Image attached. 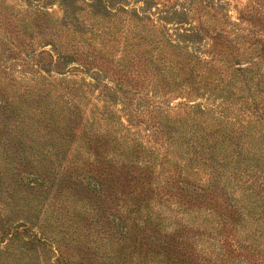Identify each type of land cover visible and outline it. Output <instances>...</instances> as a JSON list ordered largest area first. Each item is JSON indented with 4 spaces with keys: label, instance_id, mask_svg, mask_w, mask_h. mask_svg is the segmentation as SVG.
Masks as SVG:
<instances>
[{
    "label": "trees",
    "instance_id": "16d2710c",
    "mask_svg": "<svg viewBox=\"0 0 264 264\" xmlns=\"http://www.w3.org/2000/svg\"><path fill=\"white\" fill-rule=\"evenodd\" d=\"M133 16L130 14V18ZM129 20L123 28L128 41L130 37L138 38L141 45L155 43L152 49L161 52L156 32L134 23L141 22L137 16ZM97 30L100 36L112 34L110 28ZM136 42L130 41L131 48L138 45ZM152 49L149 57L136 55L129 62L136 77L152 76V92L162 96L166 88L167 93L176 91L186 80L194 85L195 93L222 101L215 108L218 116L213 123L198 122L195 116L202 112L193 109L185 118L170 119L165 114L169 129L163 131L158 123L147 133V144L153 139L163 140L159 147L148 148L136 139L128 142L111 136L110 131L94 132L88 122L72 120L68 112L82 106L84 96L79 93H84V82L69 86V81L63 79L68 88H73L67 94L61 92V83L45 79L43 85L38 83L22 91L0 90V140L6 138L0 155L4 153L6 160L15 159L10 155L15 148L12 153L20 158L16 173L13 168L9 176L3 171L2 179L15 176L18 191L25 194L28 204L34 197L40 205V198L50 192L58 198L50 202L52 217L47 213L37 228H31L35 213L29 205L19 225L2 228L3 234L13 231L8 245L21 241L36 258L38 248L48 249L59 257L54 264H106L109 256L114 260L118 257L120 264H184L189 251L200 254L208 264H238L236 260L244 252L243 262H249L247 259L253 255L256 264H264V123L259 114L263 101L253 96L245 98L238 107L242 116L230 121L224 114L230 105L225 102H230L228 96L235 91L224 84L222 76L208 73L207 64L201 65L198 58L155 55ZM46 54L42 51L39 55ZM161 81L166 82L164 88L159 87ZM120 82L123 84L122 78ZM162 109L155 105L152 110L164 117ZM73 132L82 136L76 139V153L66 157L64 146ZM154 165L155 169L171 167L167 177L161 175V183H179L171 187L178 188L185 205L169 196L165 198L169 208L160 209L159 188L164 186L153 187L150 183ZM4 204L8 205L6 201ZM165 211H174L178 217ZM60 212L65 215L61 220ZM187 232L197 233L199 241L190 244ZM7 251L0 250V256L9 258L11 253Z\"/></svg>",
    "mask_w": 264,
    "mask_h": 264
},
{
    "label": "rangeland",
    "instance_id": "374dc122",
    "mask_svg": "<svg viewBox=\"0 0 264 264\" xmlns=\"http://www.w3.org/2000/svg\"><path fill=\"white\" fill-rule=\"evenodd\" d=\"M130 14L141 20H133L134 23L156 32L161 40L158 43L163 48L161 52L152 49L155 43L141 45L138 38L132 40L130 37L128 41L123 28L133 18ZM98 27L110 28L112 34L100 36ZM130 41H137L140 46L131 48ZM150 49L155 55L160 53L172 57L180 54L175 58L188 56L198 58L201 65L206 63L208 73L222 76L224 84H229V89L235 91L234 95L228 96L230 102H225L230 105L224 112L228 120L242 116L238 107L245 98L253 96L257 101H263L259 104V114L264 123V0H0V90L18 88L22 91L23 88H34L38 83L43 85L45 79L54 84L61 83V92L67 94L72 93L73 88H68L63 79L69 81V86L76 85L73 82H84V93H79L84 96L81 99L84 104L80 109L68 112L71 119L79 124L88 122L94 132L105 134L110 131L111 136L125 141L136 139L148 148L159 147L163 143L157 139L146 143L149 140L147 133L154 130L153 126L160 123L163 131L168 130V118H185L183 116L189 115L192 109L202 112L195 116L198 122L213 123L214 117L218 116L215 108L222 102L202 92L195 93L194 85L186 80L177 86L176 91L167 93L169 88H166L167 94H163L164 90H161L162 96L152 92L149 84L152 76L138 78L135 68H131L134 73H129L132 72L129 68L131 58L136 55L149 57L152 55ZM42 51L48 54L39 55ZM120 78L123 84H120ZM162 83L159 87L164 88L166 82ZM155 105H160L162 116L168 114V118L154 114L152 109ZM81 134L73 132L68 137L64 146L66 157L76 153L79 145L76 139ZM5 140L2 136L0 152ZM14 150L10 155L15 159L6 160L4 153L0 155V217L4 219L0 221V250L7 248V253H11L9 258L0 256V264H54L59 257L50 250L38 248L36 258L29 246L21 241L8 245L13 231L9 235L2 233V228L17 226L25 219L23 210L27 205L32 206L31 211L35 213L31 228H37L40 221L48 217L47 213L52 217L50 202L58 201L50 192L40 198V205L34 197L28 204L25 194L18 191L15 176L9 180L2 179L3 171L9 176L13 168L16 173V161L20 162V158L12 153ZM117 159L121 163V158ZM153 170L154 173L149 174L150 183H154L153 187L164 186L159 188L162 197L160 209L169 208L165 204V198L169 196L185 205L178 188L171 187L179 183L168 186L161 183V175L167 177V170L171 171V167L166 165L155 169L154 165ZM175 175L177 179L178 175ZM5 201L8 205L4 204ZM171 207L176 210V206ZM61 208L65 213L63 201ZM63 212H60V220L65 217ZM201 213L205 214L206 210L202 208ZM169 215L178 217L174 211ZM187 234L190 244L200 239L197 233ZM69 251L77 253L75 249ZM244 253L237 258L238 264H256L253 255L247 259L249 262H243ZM67 257L80 261V258L68 254ZM106 264L120 262L118 257L114 260L109 256ZM184 264L208 262L200 254L196 256L189 251L184 256Z\"/></svg>",
    "mask_w": 264,
    "mask_h": 264
}]
</instances>
